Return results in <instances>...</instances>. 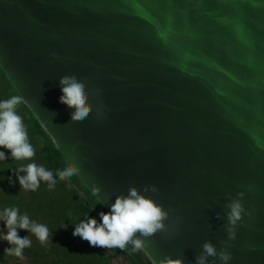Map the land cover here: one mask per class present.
Segmentation results:
<instances>
[{
	"label": "water",
	"instance_id": "1",
	"mask_svg": "<svg viewBox=\"0 0 264 264\" xmlns=\"http://www.w3.org/2000/svg\"><path fill=\"white\" fill-rule=\"evenodd\" d=\"M0 66L107 211L156 186L169 216L150 264H195L205 241L264 264V0H0ZM73 74L83 122L59 100ZM228 193L245 208L234 239Z\"/></svg>",
	"mask_w": 264,
	"mask_h": 264
},
{
	"label": "clouds",
	"instance_id": "2",
	"mask_svg": "<svg viewBox=\"0 0 264 264\" xmlns=\"http://www.w3.org/2000/svg\"><path fill=\"white\" fill-rule=\"evenodd\" d=\"M62 95L60 103L73 108L71 121L83 122L93 111L89 103L90 93L84 80L76 75H64L60 78ZM23 97L13 95L8 99L0 100V148L9 150L13 161L33 160L36 155L35 148L29 141L28 131L23 118L17 113L18 106L23 103ZM5 151H0V160H7ZM80 166L73 158L63 169L53 172L35 162L20 165L15 170L21 189L25 191H36L41 182H45L49 189L56 186L59 180L64 181L78 175ZM21 173H24L21 175ZM157 192L155 185H145L143 191L136 186H131L127 194L117 195L108 212H100V221L95 217H89L77 223L73 230V236H78L87 241L92 247H103L106 249L119 248L125 250L129 245L132 251L137 252L145 249L150 240L157 232L165 230V221L169 213L164 206L154 198L145 193ZM95 193L101 191L100 187L94 189ZM243 197V193L238 194ZM227 233L229 239H234L236 226L241 221L245 212L240 198H232L227 194ZM220 213H217V219ZM0 221H3L7 229L2 240L7 241L11 247L5 248L6 255L24 259V249L32 246L30 236L21 237L20 229L28 231L43 245L48 242L50 230L46 224L36 223L30 220L27 214H20L17 207H6L0 212ZM224 244L225 242L222 241ZM209 257L219 258L222 264L231 260V254L222 248L217 249L211 241L202 244L200 254L195 257V264H209ZM154 264H185L184 259L168 256L154 261ZM212 264H215L213 261Z\"/></svg>",
	"mask_w": 264,
	"mask_h": 264
},
{
	"label": "trees",
	"instance_id": "3",
	"mask_svg": "<svg viewBox=\"0 0 264 264\" xmlns=\"http://www.w3.org/2000/svg\"><path fill=\"white\" fill-rule=\"evenodd\" d=\"M13 95L19 93L0 66V100ZM17 113L23 118L36 155L33 160L13 161L10 151L0 148L8 157L7 160H0V212L6 207H17L20 214H27L30 220L46 224L50 236L48 242L42 245L28 231L18 230L21 237L30 236L32 240V246L24 249V259H19L5 254V248L11 245L2 240L7 230L4 229L3 221H0L1 242L6 244L0 249V261L3 264H8L9 259H16L19 261L18 264H118L106 253L105 248L92 247L87 241L72 234L75 225L80 221L95 217L99 222L100 212H108L77 175L64 181L59 180L57 176V183L53 189H49L43 181L36 191L21 189L15 175L18 166L35 162L52 171L55 176L56 170L63 169L67 162L24 102L18 106ZM111 251L125 256L129 264H150L143 251L133 252L131 245L125 250L114 248Z\"/></svg>",
	"mask_w": 264,
	"mask_h": 264
},
{
	"label": "rangeland",
	"instance_id": "4",
	"mask_svg": "<svg viewBox=\"0 0 264 264\" xmlns=\"http://www.w3.org/2000/svg\"><path fill=\"white\" fill-rule=\"evenodd\" d=\"M4 229H6V228H4ZM0 242H1V236H0ZM5 246H6V244L4 242H1L0 243V249L2 247L4 248ZM105 251H106V253H108V254H110L112 256V260L115 263H118V264H129V262H128V260H127V258L125 256H121L118 253H112L111 249H106L105 248ZM2 260H5V259H2ZM18 262L19 261H17L16 259H9V260H7V263L8 264H18ZM0 264H3V262L0 261Z\"/></svg>",
	"mask_w": 264,
	"mask_h": 264
}]
</instances>
